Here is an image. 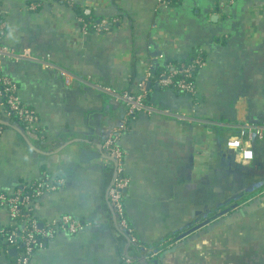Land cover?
I'll list each match as a JSON object with an SVG mask.
<instances>
[{
    "label": "crops",
    "instance_id": "0c3cea01",
    "mask_svg": "<svg viewBox=\"0 0 264 264\" xmlns=\"http://www.w3.org/2000/svg\"><path fill=\"white\" fill-rule=\"evenodd\" d=\"M29 1H1L8 26L0 45L31 57L1 55L0 69L36 110L39 129L7 118L0 104V191L45 174L63 178L35 215L43 225L64 214L85 224L57 232L30 264H123L132 256L143 264H264V141L251 143L250 161L226 144L242 122L264 123V0H79L90 16L112 19L104 33L83 32L66 4L31 11ZM197 47L206 63L196 94L150 81L147 103L157 111L128 118L120 95ZM111 131L131 179L125 206L139 253L108 199L114 163L102 145ZM83 150L93 156L81 159ZM10 223L0 205V227ZM11 249L0 251V264H13Z\"/></svg>",
    "mask_w": 264,
    "mask_h": 264
},
{
    "label": "built area",
    "instance_id": "2783aa9c",
    "mask_svg": "<svg viewBox=\"0 0 264 264\" xmlns=\"http://www.w3.org/2000/svg\"><path fill=\"white\" fill-rule=\"evenodd\" d=\"M0 0V39L4 37L7 29L6 15L2 9ZM159 5H169L179 0H157ZM222 1V0H220ZM235 0H228L229 3ZM63 3L70 7L79 3V0H30L28 9L36 11L43 4ZM83 32H90L83 17L77 16ZM109 20L102 18L93 29L95 33H104L110 29ZM9 55L15 60L30 58V51L17 54L13 48L0 45V56ZM205 59L197 56L193 62L174 66L167 65L166 69L159 73L156 82L165 88H173L183 91L188 95H195L197 91L194 80L195 72L205 66ZM149 69L144 78L138 82V91L135 93L124 92L120 95L126 104L128 118H133L140 112L152 114L157 111L154 106L147 103L148 84L153 76ZM0 104L7 118L15 117L18 122L27 125L34 130L39 129V118L32 107L26 105L20 95L17 82L0 69ZM166 115H173L169 110L160 111ZM125 121L121 123L120 129H126ZM117 130V131H118ZM1 132V128H0ZM118 133L111 131L103 141V150L112 158L115 178L108 191V199L113 210L118 229L128 237L132 243H137L133 228L129 223L125 199L130 186V177L124 166V151L118 143ZM254 140L264 141V123L261 125L247 121L239 125L238 134L227 140V147L240 153L245 161L253 160L254 151L251 143ZM64 185L63 178L52 179L45 174L43 178L31 184H24L11 192L0 191V205L7 208L10 215V228L5 230L0 227V251L5 248H15L17 251L13 264H30L36 249L44 247V241L55 236L57 232L76 234L82 231L85 224L71 215L64 214L54 217L43 226L35 215V207L45 194L54 192ZM130 262V259L127 260Z\"/></svg>",
    "mask_w": 264,
    "mask_h": 264
},
{
    "label": "trees",
    "instance_id": "16d2710c",
    "mask_svg": "<svg viewBox=\"0 0 264 264\" xmlns=\"http://www.w3.org/2000/svg\"><path fill=\"white\" fill-rule=\"evenodd\" d=\"M59 1H60V0H59ZM179 1H182V0H179ZM179 1H175V2H173V3H176V2H179ZM72 9H74V11L77 13L78 16L83 17L84 21L87 23V27H88L89 31H90V32H93V31H94V29H93L94 25L97 24V22H98L100 19L94 18V17L90 16L89 14H87V13H86V10H85L81 5H79V4H78V5H77V4H76V5H73V6H72ZM108 20H109V22H110L109 25L111 26L113 21H112V19H108ZM197 56H201V57H202L203 59H205V61H206L205 51H204L201 47H197V48L194 49V51L192 52V55H191L189 58L184 59V60L177 61V62H175V63H167L165 66H161L160 68H158V70L155 71V73L153 74V76H152V78H151V81H152V82L156 81L157 78H158V76H159V73H160L161 71H163L164 69H166V66H167V65L172 64V65H174V66H177V65H181V64H188V63L193 62V60H194ZM198 71H199V70H197V71L195 72V76H194V80H195V82H196V75H197V72H198ZM148 91H149V90H148ZM178 92H180L181 94H184L183 91H178ZM12 119L18 121V119H16L15 117H13ZM22 125H25V124H22ZM25 126H27V125H25ZM112 175H113V179H112V180H114V178H115V172H114V169H113V173H112ZM33 183H34V182H33ZM112 183H113V181H112ZM110 186H111V185H110ZM18 187H21V186H18ZM225 208H226V207H221V209H220L219 211H217L216 214L219 215V214L224 213ZM226 210H228V209H226ZM217 215H216V216H217ZM42 226H43V224H42ZM9 228H10V226H6V227H4L5 230H8ZM187 230H188V229H187ZM121 234L123 235L124 238L128 239V237H127L125 234H123L122 232H121ZM47 241H48V240H45V241H44V245H45V243H46ZM129 244H130L132 247H135V251H136V253H139V247H137L138 243H132V242L129 241ZM166 247H167V246L163 247V248L161 249V251H163V249H165ZM158 252H159V251H158ZM15 257H16V256H15ZM139 258H140V257H134V256H132V257H128V258H125L123 264H143V263L139 260ZM128 259H130V262L127 261ZM14 260H15V258H14Z\"/></svg>",
    "mask_w": 264,
    "mask_h": 264
},
{
    "label": "water",
    "instance_id": "95a60500",
    "mask_svg": "<svg viewBox=\"0 0 264 264\" xmlns=\"http://www.w3.org/2000/svg\"><path fill=\"white\" fill-rule=\"evenodd\" d=\"M148 87H149V85H148ZM90 156H93V153H91V151H85V150H83L82 153H81V159H85V158H88ZM94 156H98V153H95ZM111 160H112V158H111ZM16 252L17 251H16L15 248H13V249L10 250V253H12V254H15Z\"/></svg>",
    "mask_w": 264,
    "mask_h": 264
}]
</instances>
